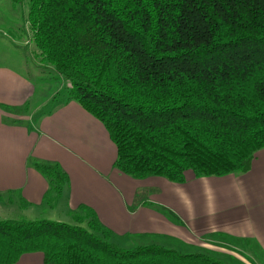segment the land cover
Instances as JSON below:
<instances>
[{
	"label": "trees",
	"instance_id": "trees-1",
	"mask_svg": "<svg viewBox=\"0 0 264 264\" xmlns=\"http://www.w3.org/2000/svg\"><path fill=\"white\" fill-rule=\"evenodd\" d=\"M33 42L69 83L68 100L99 119L116 167L184 183L250 170L264 148V0H28ZM63 195L69 176L36 162ZM87 225L0 219V264H232L206 251L121 247L94 210ZM83 221V220H80Z\"/></svg>",
	"mask_w": 264,
	"mask_h": 264
},
{
	"label": "crops",
	"instance_id": "crops-1",
	"mask_svg": "<svg viewBox=\"0 0 264 264\" xmlns=\"http://www.w3.org/2000/svg\"><path fill=\"white\" fill-rule=\"evenodd\" d=\"M27 14V0H0V204L7 200L32 215L54 212L45 200L49 180L35 163H58L69 176L66 211L88 206L121 247L154 243L199 252L224 237L264 264V148L245 173H188L184 183H175L121 172L117 147L99 119L68 99L48 111L51 100L43 101L33 110L37 81L4 63L15 61L5 47L19 46ZM15 264H45L44 255L24 254Z\"/></svg>",
	"mask_w": 264,
	"mask_h": 264
},
{
	"label": "rangeland",
	"instance_id": "rangeland-1",
	"mask_svg": "<svg viewBox=\"0 0 264 264\" xmlns=\"http://www.w3.org/2000/svg\"><path fill=\"white\" fill-rule=\"evenodd\" d=\"M24 0H19V2L23 3ZM28 2V0H27ZM29 13V8H28ZM25 25V24H24ZM33 32L30 29V24L28 21V14L26 16V26H24L23 30V39L16 44L18 47L13 45H7L5 47L6 50L13 52L16 54L13 57H5L2 61H5L7 58H13L15 61L13 62H4L9 64L27 75L33 77L37 81L38 93L36 97V102L32 103L33 110L42 105L43 101L51 100L50 103L44 106V111H48L51 107L56 103H63L68 99V90L69 83L64 79L61 74L56 73L52 67L46 68L44 63L42 62L41 57L38 55V49L35 43L33 42ZM27 40V41H25ZM27 42V43H26ZM15 44V45H16ZM31 109V108H30ZM192 173V172H189ZM55 208L54 212H50L49 214L42 213L44 210L39 209L35 210V214L32 215V211L27 214L26 210L22 208L15 207L14 204H11L9 201L5 200L2 204H0V219L5 218H17V219H52V220H61L65 222H69L72 224H76V218L81 225H87L88 221L83 217L84 213L81 211H75L73 213H69L66 211V205L63 197H61L57 202L51 205ZM51 208V207H50ZM20 210V211H15ZM47 210V209H46ZM39 212V213H38ZM41 213V214H40ZM83 220V221H80ZM215 243V242H214ZM239 246H238V245ZM216 245L214 248H209L211 250L206 252L211 253L213 256L223 259L226 258L228 262L232 264H255L252 261V256L247 255L245 249L242 248L241 243L236 239H225L222 238L220 243L213 244ZM136 247V246H135Z\"/></svg>",
	"mask_w": 264,
	"mask_h": 264
}]
</instances>
